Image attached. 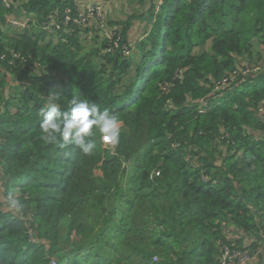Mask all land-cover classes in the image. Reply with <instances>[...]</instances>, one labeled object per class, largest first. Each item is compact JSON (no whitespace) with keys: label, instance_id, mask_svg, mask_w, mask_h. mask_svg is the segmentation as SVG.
I'll return each instance as SVG.
<instances>
[{"label":"trees","instance_id":"1","mask_svg":"<svg viewBox=\"0 0 264 264\" xmlns=\"http://www.w3.org/2000/svg\"><path fill=\"white\" fill-rule=\"evenodd\" d=\"M17 8L31 21L12 30ZM67 8L0 1V264H264V0H165L134 46L113 25L127 55L40 29ZM73 98L118 117L117 145L95 130L88 155L41 139L40 109Z\"/></svg>","mask_w":264,"mask_h":264},{"label":"clouds","instance_id":"2","mask_svg":"<svg viewBox=\"0 0 264 264\" xmlns=\"http://www.w3.org/2000/svg\"><path fill=\"white\" fill-rule=\"evenodd\" d=\"M75 5L76 4H74V7ZM157 6L158 7L155 11H157L159 6L161 5L158 4ZM9 17L14 18L13 14L8 16V18ZM27 18L30 19V17ZM109 28H112V26H109ZM118 28L120 29V33L122 34L121 28ZM148 29L145 32H147ZM45 33L51 34L48 32ZM101 46L103 47V45L100 43V47ZM100 54H102V50ZM39 116L41 117V139L45 143L54 144L60 149H64L70 145H74L83 154H91L97 147L96 141L92 139L94 130L100 134V140L103 143L113 146L119 143L120 121L118 117L114 114H111L107 109L101 110L97 104L91 103L87 99L73 98L70 101V107L66 111H62L58 104L49 102L40 109ZM5 204L8 210L10 212H13L14 214H21L24 208V205L12 191H9L7 193Z\"/></svg>","mask_w":264,"mask_h":264},{"label":"built area","instance_id":"3","mask_svg":"<svg viewBox=\"0 0 264 264\" xmlns=\"http://www.w3.org/2000/svg\"><path fill=\"white\" fill-rule=\"evenodd\" d=\"M4 7L6 9H9L11 7L12 0H0ZM74 4H76V0H72ZM165 0H158L159 4L162 5V3ZM102 6H89L81 11H75V13H72L71 9H65L61 16H57L56 14H53L50 16L46 22L43 23L41 29L48 33H58L60 35L64 34L66 37H71L75 35L76 33H79V31L83 29H87L88 25L92 22V27L94 31L97 33V36L99 38V43L103 45L102 49V55H107L113 53L115 50H120L123 54H128V49L126 46L121 45V33L120 29L118 27H112V28H106L104 26L103 22V16H102ZM30 19H26L25 21H18L12 17L7 18V25L11 28L19 29L25 27L28 22H30ZM61 36V35H60ZM262 67L260 66H251L247 67L242 71H231L226 74H224L221 79L215 83L212 92L217 93L219 91H222L224 89H227L230 87L238 77L240 76H248V75H255L261 71ZM175 78H178L177 75ZM200 108L198 110L199 113H203L204 109L206 107V101L204 99L199 100ZM165 106L167 111L172 110L173 106L171 103L167 100L165 102ZM257 116L260 119L264 120V103L261 102L257 110L255 112ZM173 148H177L178 144L173 143ZM158 172H153L149 179L152 180L155 177H158ZM203 181H206V178H202ZM28 239L31 243L34 242L33 236H32V230L29 229L28 231ZM262 250H264V243L262 246ZM234 258L237 260V264H245V262L248 260V255L246 253L239 254L236 253L234 255ZM156 261V258L153 259ZM49 264H56L55 259H51Z\"/></svg>","mask_w":264,"mask_h":264},{"label":"crops","instance_id":"4","mask_svg":"<svg viewBox=\"0 0 264 264\" xmlns=\"http://www.w3.org/2000/svg\"><path fill=\"white\" fill-rule=\"evenodd\" d=\"M75 2L77 11L89 6H102L104 26L109 28V26L121 25L125 39L128 42L127 44L131 46H134L138 40L143 38L145 31L148 29L149 14L158 7L156 6V0H76ZM23 13V11L17 9L13 13V17L16 20L21 19L24 15ZM92 24L91 22L88 28L81 30L78 35V40L82 47L84 43L92 42L97 34ZM99 47L100 45H97L94 48ZM87 48L84 53L90 51L93 48V44L87 45ZM256 257L250 262H255L258 259Z\"/></svg>","mask_w":264,"mask_h":264},{"label":"rangeland","instance_id":"5","mask_svg":"<svg viewBox=\"0 0 264 264\" xmlns=\"http://www.w3.org/2000/svg\"><path fill=\"white\" fill-rule=\"evenodd\" d=\"M159 4V2H158V0H156V6ZM16 5H19V4H16ZM18 9V8H17ZM16 9V10H17ZM27 19V17L26 16H22V18H21V20L22 21H25ZM20 19H18V21H21ZM96 34V33H95ZM89 44H93V47H95V46H97V45H100V43H99V38H98V36H97V34H96V36L94 37V40L92 41V42H89V43H84L83 44V53L88 49L87 48V45H89ZM264 60V59H263ZM261 63V62H260ZM259 63V64H260ZM99 172H97V174H98ZM224 233H225V235H228V238H232L233 236H241L240 234H237V233H231V232H229L228 230L227 231H224ZM232 239H236V237H234V238H232ZM252 259L251 258H248V260L247 261H251Z\"/></svg>","mask_w":264,"mask_h":264}]
</instances>
